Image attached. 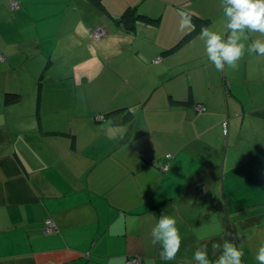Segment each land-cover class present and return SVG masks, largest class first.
I'll return each mask as SVG.
<instances>
[{
	"label": "crops",
	"instance_id": "crops-1",
	"mask_svg": "<svg viewBox=\"0 0 264 264\" xmlns=\"http://www.w3.org/2000/svg\"><path fill=\"white\" fill-rule=\"evenodd\" d=\"M128 8L159 21L128 27ZM185 12L226 31L220 0H0V264H196L224 239L258 264L264 57L217 71L200 30L179 44Z\"/></svg>",
	"mask_w": 264,
	"mask_h": 264
},
{
	"label": "clouds",
	"instance_id": "clouds-1",
	"mask_svg": "<svg viewBox=\"0 0 264 264\" xmlns=\"http://www.w3.org/2000/svg\"><path fill=\"white\" fill-rule=\"evenodd\" d=\"M220 7L226 20L225 33L201 26L198 34L215 69L221 72L226 66L235 69L246 54L264 57V0H220ZM180 27L196 29L186 12L181 13ZM177 224L176 217L165 213L151 230L152 243L161 246L163 260H174L180 251L183 237ZM244 255L242 247L234 240L224 239L222 242L213 240L210 248L207 242H202L193 259L196 264H243ZM255 259L258 264H264V245L258 249Z\"/></svg>",
	"mask_w": 264,
	"mask_h": 264
},
{
	"label": "trees",
	"instance_id": "trees-1",
	"mask_svg": "<svg viewBox=\"0 0 264 264\" xmlns=\"http://www.w3.org/2000/svg\"><path fill=\"white\" fill-rule=\"evenodd\" d=\"M97 3L99 4L101 2L97 1ZM191 18L193 20L192 22L196 25V29L194 31L191 30L188 33V35L180 41L179 44H181L183 40L188 39L193 33L199 31L202 25L208 24L210 22L209 19H206V18H199V17H191ZM121 20H123L128 27H131V26H134V24L137 23L138 21H142V22H145L151 25H155L156 23H158L159 18L158 19L149 18L143 14L136 13L133 8H128L125 11V13L121 16ZM20 97L21 95L19 93L9 92L6 95L5 100H6V103H14L20 100ZM259 114L264 116V110L259 112Z\"/></svg>",
	"mask_w": 264,
	"mask_h": 264
},
{
	"label": "built area",
	"instance_id": "built-area-1",
	"mask_svg": "<svg viewBox=\"0 0 264 264\" xmlns=\"http://www.w3.org/2000/svg\"><path fill=\"white\" fill-rule=\"evenodd\" d=\"M17 3L13 2L12 6H15ZM106 31L102 26H98L93 30V36L95 38H100L103 37L105 35ZM2 57L0 56V59ZM201 107V106H200ZM206 107H202V110H205ZM46 225H47V231H53L55 229V225L51 220H47L46 221ZM127 264H143V260L142 258H135V259H129L127 261Z\"/></svg>",
	"mask_w": 264,
	"mask_h": 264
},
{
	"label": "rangeland",
	"instance_id": "rangeland-1",
	"mask_svg": "<svg viewBox=\"0 0 264 264\" xmlns=\"http://www.w3.org/2000/svg\"><path fill=\"white\" fill-rule=\"evenodd\" d=\"M103 37H104V36H103ZM100 38H102V37H100ZM100 38H95V39H100ZM9 92H12V93H21V92H18V91H8V93H9ZM21 96H23L22 93H21ZM106 135H107V136H111L109 133H108V134L106 133Z\"/></svg>",
	"mask_w": 264,
	"mask_h": 264
}]
</instances>
